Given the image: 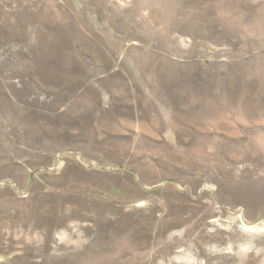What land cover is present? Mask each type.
<instances>
[{
    "label": "rangeland",
    "instance_id": "1",
    "mask_svg": "<svg viewBox=\"0 0 264 264\" xmlns=\"http://www.w3.org/2000/svg\"><path fill=\"white\" fill-rule=\"evenodd\" d=\"M0 264H264V0H0Z\"/></svg>",
    "mask_w": 264,
    "mask_h": 264
}]
</instances>
